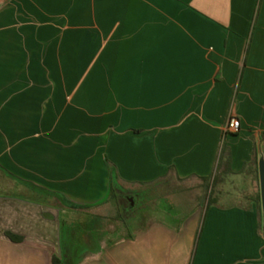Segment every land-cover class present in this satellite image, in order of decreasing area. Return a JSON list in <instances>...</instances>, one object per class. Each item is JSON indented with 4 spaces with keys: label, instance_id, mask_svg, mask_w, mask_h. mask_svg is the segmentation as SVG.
Wrapping results in <instances>:
<instances>
[{
    "label": "crops",
    "instance_id": "1",
    "mask_svg": "<svg viewBox=\"0 0 264 264\" xmlns=\"http://www.w3.org/2000/svg\"><path fill=\"white\" fill-rule=\"evenodd\" d=\"M263 154L264 0H0V264H264Z\"/></svg>",
    "mask_w": 264,
    "mask_h": 264
},
{
    "label": "rangeland",
    "instance_id": "2",
    "mask_svg": "<svg viewBox=\"0 0 264 264\" xmlns=\"http://www.w3.org/2000/svg\"><path fill=\"white\" fill-rule=\"evenodd\" d=\"M222 163V160L220 161V164ZM241 180V185H238L236 186V189H245V188H248V180L247 179H240ZM202 182V183H201ZM171 183H173L175 185V188L177 187H180L182 189V191L180 192H175L176 195H178L177 197L174 198V200H178L177 202H179V204L181 205L180 206V212H182V214H184L183 212L187 211V209L193 207L194 205H197V206H200L201 208H203L204 206H206V194L208 192V188H209V185H205L206 182L200 180V179H189L187 181H182V180H178V179H175L173 180ZM189 183H197L195 186H190V187H187L186 190H183L186 186L185 185H188ZM200 184V185H199ZM169 188V187H168ZM234 187L232 186H225V189L228 191V192H233ZM163 189V187H160V190L159 192ZM154 190H156V186L152 188V191L154 192ZM167 195L170 194L169 196H172L171 194V191L170 192H166ZM188 194H190V197L188 196ZM233 194V193H232ZM187 195V196H186ZM137 201L135 202V204L133 205V209H135V211H138V207L140 205V202H141V195L140 193L137 194ZM195 196V197H194ZM237 196L235 195H228V194H225V196H220V200L222 202H229V200H231V198H236ZM189 198H192L191 201H189L188 199ZM187 199V200H185ZM199 199V200H198ZM131 201H129V206L131 205L130 203ZM122 204L127 205V200L125 199H122L121 201ZM159 203L161 204H164L167 206V202L165 201V199H162V198H159ZM131 208V207H129ZM169 209V208H168ZM169 210H172V209H169ZM191 210V209H190ZM117 212L115 207H111L109 210H108V213H111L110 215H112L113 213ZM172 212H174V210H172ZM149 214L151 215H154V216H158L159 215V212H149ZM124 214V212H123ZM139 217V216H138ZM140 219V218H139ZM83 222L85 223V219L83 220ZM111 223H108L107 226L110 230H112L115 225L117 224V229H118V233H125V231H127V229L122 225V222L119 221V220H112L110 221ZM65 230H67L65 228ZM73 231H77L78 233H82L83 231V228L81 226L78 225H75V227L73 228ZM71 236V235H70ZM73 236V235H72ZM90 236V235H88ZM92 236H96V235H92ZM111 238L113 237H116L117 235H109ZM67 237H69V235H66L64 233V238L63 240L65 242H68L69 239H67ZM86 241V240H85ZM95 241V240H94ZM64 242V243H65Z\"/></svg>",
    "mask_w": 264,
    "mask_h": 264
},
{
    "label": "trees",
    "instance_id": "3",
    "mask_svg": "<svg viewBox=\"0 0 264 264\" xmlns=\"http://www.w3.org/2000/svg\"><path fill=\"white\" fill-rule=\"evenodd\" d=\"M263 134V133H262ZM223 145L220 149V153H219V160H218V165H219V162L223 159L222 158V155H223ZM254 163H255V176L257 178V162H256V159H254ZM112 176L110 177V187H109V192H108V198L110 199H115L118 197V190L120 189V186L118 184V182L116 181L115 179V175H114V171L112 169ZM205 180H206V184L205 185H209V188H208V192H207V197H206V205L208 204H211L212 202H214L215 200V197H216V190H217V183L220 179V176H219V172L217 171V169L214 171V173L212 174V176L210 177H203ZM256 198L257 200L260 199V195H259V191L256 192ZM125 200V199H124ZM128 204V203H127ZM117 218L122 222L124 223L125 221V218H124V214L122 213V210L118 208V211H117ZM88 234V233H86ZM73 235V236H72ZM71 236L73 237V240L77 241H83L86 236L88 237L86 240H91L92 238V234H88V235H84L83 233H78L77 231H75L74 234H72ZM85 236V237H84ZM107 244H109L110 242H106ZM79 251H77L76 249L73 250V251H70L68 253H65V259L63 260V264H76L74 263V259L76 258L77 254H78ZM54 262H58L60 260H58L57 257L54 256L53 258Z\"/></svg>",
    "mask_w": 264,
    "mask_h": 264
},
{
    "label": "water",
    "instance_id": "4",
    "mask_svg": "<svg viewBox=\"0 0 264 264\" xmlns=\"http://www.w3.org/2000/svg\"><path fill=\"white\" fill-rule=\"evenodd\" d=\"M259 195L262 210L264 211V154L257 159Z\"/></svg>",
    "mask_w": 264,
    "mask_h": 264
},
{
    "label": "built area",
    "instance_id": "5",
    "mask_svg": "<svg viewBox=\"0 0 264 264\" xmlns=\"http://www.w3.org/2000/svg\"><path fill=\"white\" fill-rule=\"evenodd\" d=\"M239 126H240L239 117L234 113H230L224 124L223 129L224 132H235L239 129Z\"/></svg>",
    "mask_w": 264,
    "mask_h": 264
},
{
    "label": "flooded vegetation",
    "instance_id": "6",
    "mask_svg": "<svg viewBox=\"0 0 264 264\" xmlns=\"http://www.w3.org/2000/svg\"><path fill=\"white\" fill-rule=\"evenodd\" d=\"M131 203V202H130Z\"/></svg>",
    "mask_w": 264,
    "mask_h": 264
}]
</instances>
